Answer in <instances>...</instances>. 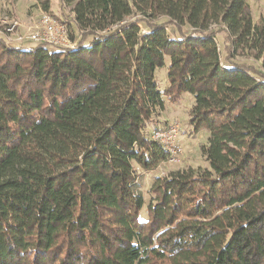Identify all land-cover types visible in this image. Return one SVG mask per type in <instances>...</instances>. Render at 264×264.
I'll list each match as a JSON object with an SVG mask.
<instances>
[{
  "label": "trees",
  "instance_id": "16d2710c",
  "mask_svg": "<svg viewBox=\"0 0 264 264\" xmlns=\"http://www.w3.org/2000/svg\"><path fill=\"white\" fill-rule=\"evenodd\" d=\"M63 2L75 47L0 37V264H264V73L233 61L264 68V17L246 0ZM184 92L208 168L155 177L141 218L134 167L168 156L145 124Z\"/></svg>",
  "mask_w": 264,
  "mask_h": 264
},
{
  "label": "rangeland",
  "instance_id": "374dc122",
  "mask_svg": "<svg viewBox=\"0 0 264 264\" xmlns=\"http://www.w3.org/2000/svg\"><path fill=\"white\" fill-rule=\"evenodd\" d=\"M51 2V7L49 15L54 17L57 21L63 22L67 25L70 30V36L78 40L80 37V30L75 25L73 16L71 14L69 4H65L63 0H49ZM249 9H251L252 22H256L260 16L264 17V0H246ZM43 12L40 7L34 3V0H0V28L3 29L4 26L10 25V23L15 22V29L11 33V38L14 39V44L20 46H34L37 45L30 42L27 37L17 40L18 36H24L29 32L31 28L38 23L41 14ZM136 16L129 17V20H135ZM139 28L146 29L143 22L138 23ZM218 26L212 24L210 29H216ZM210 29L208 31H210ZM191 28L186 25H182L183 34H189ZM170 36L179 37L177 30L174 26L168 25L167 28ZM26 36V35H25ZM95 36L90 34L86 37L83 44L89 43L93 40ZM215 39L218 42V46L221 53V63L224 67L229 66L225 62V53L222 50L223 39L222 33L219 32ZM50 49H54L49 46ZM238 54L233 58L234 62L246 63L257 67L264 73V68L261 66L259 59L253 57V55L247 54L246 52H237ZM155 81L159 85L160 89L167 86V69L166 65L163 67H157L155 69ZM181 98L178 102H169L165 100L162 108L157 107L152 115V121L145 124L146 133L152 138L157 129L167 128L172 123L178 126L177 133L174 138L178 144L181 152L176 161L169 163L166 160L161 161L155 168L151 170H140L138 167H134L137 181L139 187L138 191L144 200L143 209L140 212V217L145 218V207L148 202L152 199V194L149 192L152 181L158 176H167L176 170H187L188 168L194 171H201L208 168V163L205 160L203 154H201V145L208 143V131L206 129H199V131H194L193 126L189 122V109L192 106L194 99L191 94L184 92L180 96Z\"/></svg>",
  "mask_w": 264,
  "mask_h": 264
},
{
  "label": "built area",
  "instance_id": "2783aa9c",
  "mask_svg": "<svg viewBox=\"0 0 264 264\" xmlns=\"http://www.w3.org/2000/svg\"><path fill=\"white\" fill-rule=\"evenodd\" d=\"M15 25L16 23L12 22L10 25L4 26L3 29L0 28V37L9 43L13 42L14 39L10 35L15 29ZM69 32L70 30L65 23L57 21L48 13H43L38 23L25 34L26 36H18L17 40L27 37L30 42L37 45L42 44L57 49L73 48L76 46L77 40L72 38ZM177 128L178 126L172 123L167 128L157 129L152 135V139L165 149L168 155L166 161L169 163L176 161L181 152L176 140H174Z\"/></svg>",
  "mask_w": 264,
  "mask_h": 264
}]
</instances>
